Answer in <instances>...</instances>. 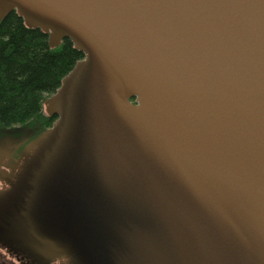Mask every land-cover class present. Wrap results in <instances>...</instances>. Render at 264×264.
Masks as SVG:
<instances>
[{
    "label": "water",
    "instance_id": "obj_1",
    "mask_svg": "<svg viewBox=\"0 0 264 264\" xmlns=\"http://www.w3.org/2000/svg\"><path fill=\"white\" fill-rule=\"evenodd\" d=\"M12 11L84 58L50 128H0V242L30 264H264V0Z\"/></svg>",
    "mask_w": 264,
    "mask_h": 264
},
{
    "label": "trees",
    "instance_id": "obj_2",
    "mask_svg": "<svg viewBox=\"0 0 264 264\" xmlns=\"http://www.w3.org/2000/svg\"><path fill=\"white\" fill-rule=\"evenodd\" d=\"M82 58L70 38L51 48L47 33L12 11L0 22V128L31 129L33 138L50 128L57 116H45L43 102Z\"/></svg>",
    "mask_w": 264,
    "mask_h": 264
},
{
    "label": "flooded vegetation",
    "instance_id": "obj_3",
    "mask_svg": "<svg viewBox=\"0 0 264 264\" xmlns=\"http://www.w3.org/2000/svg\"><path fill=\"white\" fill-rule=\"evenodd\" d=\"M0 264H30L21 251L11 250L10 244L0 242Z\"/></svg>",
    "mask_w": 264,
    "mask_h": 264
},
{
    "label": "rangeland",
    "instance_id": "obj_4",
    "mask_svg": "<svg viewBox=\"0 0 264 264\" xmlns=\"http://www.w3.org/2000/svg\"><path fill=\"white\" fill-rule=\"evenodd\" d=\"M48 98H49V97H48ZM48 98H46V99L44 100V102H43V114H44L45 116H51V115H48V114H47V112H46V107L44 106V104H45V102H46V100H47Z\"/></svg>",
    "mask_w": 264,
    "mask_h": 264
}]
</instances>
